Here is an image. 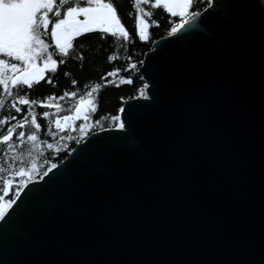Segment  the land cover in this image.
I'll return each instance as SVG.
<instances>
[{
    "label": "snow or ice",
    "instance_id": "1",
    "mask_svg": "<svg viewBox=\"0 0 264 264\" xmlns=\"http://www.w3.org/2000/svg\"><path fill=\"white\" fill-rule=\"evenodd\" d=\"M124 16L131 25L116 0H0V112L9 106L0 115V264H170L138 259L137 251L171 242L159 225L188 211L209 167L236 195L258 196L264 207V84L257 90L236 81L195 53L182 63L172 58L181 41L222 35L242 59L264 66V0H132ZM162 19L166 35L154 40L150 29H159ZM87 34L129 45L124 66L83 94L32 98L30 90L42 81L56 87L59 67ZM137 40L155 47L132 62ZM110 85L133 87L114 114L102 117L94 94ZM241 111L250 126L259 125L258 189L234 124ZM97 141L115 142L135 157L78 172ZM49 188L56 196L33 209L32 197ZM29 210L35 219L21 225ZM228 243L242 246V231ZM218 264H264V235L243 258Z\"/></svg>",
    "mask_w": 264,
    "mask_h": 264
},
{
    "label": "water",
    "instance_id": "2",
    "mask_svg": "<svg viewBox=\"0 0 264 264\" xmlns=\"http://www.w3.org/2000/svg\"><path fill=\"white\" fill-rule=\"evenodd\" d=\"M193 53L236 81L250 84L257 90L264 84V66L258 61L242 59L236 45L225 36L212 39L198 35L181 41L173 47L172 58L176 63H182ZM175 120L178 123L179 117ZM234 124L241 133L244 151L253 160L250 175L253 188L258 189L259 125L250 126L248 115L243 111L236 114ZM134 157L133 151H121L115 142L97 141L89 145L85 157L79 162L78 172L104 170L117 161H128ZM55 196L52 188L35 194L31 200L32 208L39 207L41 199ZM33 219L35 217L29 210L21 215L20 223L26 225ZM159 229L170 236L171 242L138 249V259L167 261L170 264H218L241 259L248 251L258 247L264 235V207L258 196L241 198L236 195L227 179L209 167L202 171L188 211L175 219L162 221ZM238 231L244 235L243 245L228 243Z\"/></svg>",
    "mask_w": 264,
    "mask_h": 264
},
{
    "label": "trees",
    "instance_id": "3",
    "mask_svg": "<svg viewBox=\"0 0 264 264\" xmlns=\"http://www.w3.org/2000/svg\"><path fill=\"white\" fill-rule=\"evenodd\" d=\"M119 5V9L123 18L125 19L126 25H131L132 21L124 16L129 10V5L132 0H116ZM202 6V5H201ZM148 11H152L154 16H159L163 18L166 16L162 10L152 9L150 6H145ZM134 14V8L131 9ZM166 25L161 22V27L156 29L153 26L150 29V36L154 40H158L161 36L166 35L165 32ZM81 40V43L77 47L76 53L70 59V61L59 67L58 73L55 75V84L54 88L52 85L41 83L37 86H34L30 90V96L35 99H40L42 96L55 93L60 95L63 91H79L80 94H83L87 88L94 86L96 83L103 84V81L100 79L101 76H104L108 71H111L114 67L124 66L125 60L129 55V45L123 44L119 41H108L101 43L95 34H87L83 38H78ZM83 49L82 55L84 59H80V49ZM153 48L151 43H143L138 40L135 42V46L131 48L132 62H135L139 59H144V56L150 49ZM110 55H116L118 58L116 60H109ZM67 72L68 75L65 76L63 73ZM125 73L121 72V75ZM76 79L78 81L75 87L72 86L71 80ZM118 81V78H110ZM133 86L120 85L118 88L115 85H110L107 87H102L98 95L99 97V111L100 116H110L114 114L115 109L120 104V97L123 95L125 98L127 95L131 94ZM29 91V90H27ZM65 106L72 103V101L61 102ZM37 112L41 111L40 108L36 109ZM97 117H94V119ZM47 159H52L50 153H45ZM43 163L44 161L41 160ZM42 163V164H43Z\"/></svg>",
    "mask_w": 264,
    "mask_h": 264
},
{
    "label": "flooded vegetation",
    "instance_id": "4",
    "mask_svg": "<svg viewBox=\"0 0 264 264\" xmlns=\"http://www.w3.org/2000/svg\"><path fill=\"white\" fill-rule=\"evenodd\" d=\"M80 2V0H73V3H79ZM59 6V5H58ZM41 83H45V82H40V84ZM47 84V83H46ZM24 91H27V89H25ZM8 104H6L5 105V109H4V111L3 112H0V115H3V114H5V113H7V109H8ZM9 114H14V113H9Z\"/></svg>",
    "mask_w": 264,
    "mask_h": 264
},
{
    "label": "rangeland",
    "instance_id": "5",
    "mask_svg": "<svg viewBox=\"0 0 264 264\" xmlns=\"http://www.w3.org/2000/svg\"><path fill=\"white\" fill-rule=\"evenodd\" d=\"M145 7V6H144ZM147 10V9H146ZM95 95V94H94ZM62 114H66V113H62ZM41 164L43 163L42 161H39Z\"/></svg>",
    "mask_w": 264,
    "mask_h": 264
}]
</instances>
